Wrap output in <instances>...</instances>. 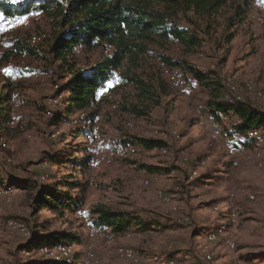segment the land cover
Masks as SVG:
<instances>
[{
	"label": "rangeland",
	"instance_id": "rangeland-1",
	"mask_svg": "<svg viewBox=\"0 0 264 264\" xmlns=\"http://www.w3.org/2000/svg\"><path fill=\"white\" fill-rule=\"evenodd\" d=\"M8 1L19 4L27 0ZM253 5L244 22L236 24L229 44L223 42L224 33L219 32L214 43L204 42L195 53L183 58L208 73L213 83L218 81L225 97H230L226 83L231 81L239 98L249 101L248 93L264 106V44L260 27L252 21ZM20 17L19 29H7L0 35V56L13 48L16 38L25 42L29 35L48 32V20L40 11ZM39 52L43 53L41 49ZM97 56V50L80 52L79 65L87 66ZM51 58L49 54L45 59H35L25 50L7 58L15 68L26 66L40 76L7 81L21 82L12 92L20 119L15 127L7 124V118L0 129V188L16 187L18 191L10 195V202L0 196V264H18L35 255L49 264L60 263L40 256L37 249L18 251L29 235L7 225L6 220L32 217L33 197L40 189L72 173L79 184L70 192L79 198L80 208L74 214L40 209L33 217L48 232H69L77 237L70 244L73 264H159L148 255L173 258V264H264V152L244 143L235 156L226 154L223 130L214 136L205 126L210 97L206 87L188 72L175 68L196 87L177 90L167 86L162 105L147 118L136 119L101 106L99 118H94L95 134L89 139L77 135L79 129L71 127L85 126L84 119L77 124L68 119L56 126L47 117L61 104L54 83H64L59 62ZM246 83L253 88L246 89ZM109 85L98 93L99 97L108 94ZM112 98L118 99V94L114 92ZM220 115L227 128L230 118ZM127 121L132 125L127 126ZM120 129L137 137L158 139L164 146L113 150ZM93 141L96 148H91ZM130 147L135 149L133 153L119 155ZM96 149L97 158L93 156ZM205 174L210 178L200 177ZM99 204L160 219L164 225L146 231L131 228L123 234L92 227L94 235L90 236L86 210ZM204 229L208 243L197 244ZM210 232H215L213 237ZM120 247L130 249L134 257L121 256ZM193 258L198 260L191 261Z\"/></svg>",
	"mask_w": 264,
	"mask_h": 264
},
{
	"label": "trees",
	"instance_id": "trees-1",
	"mask_svg": "<svg viewBox=\"0 0 264 264\" xmlns=\"http://www.w3.org/2000/svg\"><path fill=\"white\" fill-rule=\"evenodd\" d=\"M253 1L27 0L13 4L0 0V12L4 16H22L30 11H40L49 25L48 32L39 43L32 44L30 35L25 42L20 37L16 38L13 48L1 54L0 65L10 55L18 56L24 50L35 59H45L50 54L64 72V83H54L56 96L62 98L61 104L47 117L58 126L73 116L81 117L83 114L86 125L71 127L79 129L77 135L85 138L90 139L95 134L94 118L104 105L108 110L136 119L149 117L155 108L162 105L166 88L170 87L163 73L166 67L188 72L199 85L209 90L210 97L206 102L209 113L228 117L229 113L236 115L238 122L229 121L230 131L245 133L250 128L264 131V111L247 100L225 97L218 81L213 83L208 73L192 67L183 58L195 53L204 42L214 43L219 32L224 33L223 42L229 44L235 36L236 26L249 16ZM40 49L43 53L39 52ZM94 50L98 51L95 61L81 67L78 60L80 52ZM173 52L178 54L177 57ZM114 77H118V84L110 85L108 94L99 97L98 93L107 88ZM0 80L1 129L9 116L12 92L21 82L9 83L1 74ZM114 92L118 94V99L112 98ZM112 105H115L114 109ZM119 132L116 146L112 145L113 150L135 145L148 149L164 146L163 141L158 139L137 137L121 129ZM85 153L92 159L90 153L87 154L86 150ZM140 167L151 169L146 165ZM204 176L210 178L209 174L200 177ZM73 178L75 173L42 187L33 197L31 214L34 216L40 209H60V213L67 210L74 214L80 208V202L70 192L79 184ZM86 213L91 227L106 228L114 234H123L131 228L146 231L164 225L160 219L142 217L135 212L117 210L103 204L87 209ZM33 216L17 219L29 229V236L25 243L18 246V251L36 249L42 244H71L72 240L77 239L69 232L46 231V226L37 223ZM18 264L49 263L35 255Z\"/></svg>",
	"mask_w": 264,
	"mask_h": 264
},
{
	"label": "bare ground",
	"instance_id": "bare-ground-1",
	"mask_svg": "<svg viewBox=\"0 0 264 264\" xmlns=\"http://www.w3.org/2000/svg\"><path fill=\"white\" fill-rule=\"evenodd\" d=\"M260 2H262V5L260 4ZM254 12L253 14H251L252 17V21H254L261 29L262 32V43L264 44V0H254ZM0 14H2L0 12ZM7 17V16H6ZM8 19H16L19 20L20 22L15 24V25H8L6 22L3 25L6 29L9 30H16L19 29L22 25V18L18 16L16 17H7ZM3 33L0 32V35ZM45 37L44 33H34L32 35H30L29 41L32 44H36L39 43L43 38ZM108 49H110L111 47L108 45L107 47ZM5 68H12L14 69V63L10 60L7 59L3 62V67H2V74H3V78L5 79V81H10L9 79H12L13 81L15 80H20V79H30L32 77L35 76H40L38 74V72L31 70H28V68L25 66L23 68H20V71L16 72L14 71L11 75H5L3 72V69ZM163 73L164 76L166 78V80L168 81L169 85L173 88V89H177V90H183L186 88H192V87H196V83L190 79L187 78V80H185L183 78V76H181V74L174 68V67H166L163 69ZM118 78V77H117ZM116 77L112 78L110 85L111 86H115L118 84V80ZM11 80V81H12ZM10 81V82H11ZM227 86V90H228V94L230 95V97L236 98V99H240L237 95V89L236 86L233 85V83L231 81H228L226 83ZM247 88L251 89L252 86L248 83H246ZM228 97V96H227ZM14 96L12 95V99H11V106L9 108V116H8V120H7V124L9 126H17L18 122H19V115H18V111L16 112V107L18 106L17 101H14ZM19 107V106H18ZM113 109L115 107V105H112ZM18 109V108H17ZM224 115V114H222ZM227 117V115H224ZM99 118V115H96V119ZM70 119V118H69ZM82 119H84V115L82 114L81 117H72V119H70V123L71 124H77L79 121H81ZM66 121V120H65ZM69 121V120H68ZM127 126H131L132 124L127 121L126 122ZM225 123H224V118L221 117L220 114L218 115H214L212 113L208 112V115L206 117L205 120V126L208 129V131L214 135V136H219L220 134H222V130L225 133L224 136V142L226 145V154L230 157H233L237 154V149H241L244 148V143H248L250 145H252V147L254 146L255 148L261 149L264 152V133L259 131V128H250L248 129L245 133H239V132H234V131H226L225 132ZM212 127H214L216 129V131L214 129H212ZM162 134V136H166V134L160 133ZM227 139V141H226ZM244 144V145H243ZM91 148H95V146H93V144L91 145ZM135 151V149L133 147L128 148L127 150H121L119 151V155H124L127 153H133ZM164 151V150H163ZM99 155V152L96 150L93 153V156L95 158H97ZM233 164H235V161H233ZM195 174V172H193ZM16 188V187H15ZM14 187H4V188H0V196L2 198H4V200L6 202H10V195H12L13 192L18 191V189L16 188L15 190ZM7 225L18 229L23 235L27 236L29 235L28 229L27 227L23 224V222H21L20 220H13V219H7L6 220ZM215 234V232H210V237H213ZM89 235L93 236L94 235V229L91 227L89 229ZM233 245V244H231ZM40 254V256L46 258L47 260L50 261H57L60 262L61 264H73L71 259L69 258V253L71 251V247L69 243H58V244H53V245H48V244H42L39 247L36 248ZM26 251H33L32 249H28ZM118 253L125 257V258H133L134 254L133 252L125 247H120L118 249ZM207 257H209L208 255H205ZM147 257H151L153 261L158 262L159 264H173L176 260H174L173 258H165L159 255H148ZM61 259V260H59ZM87 264V263H86ZM180 264H184L183 261L180 262ZM194 264H203V262H195Z\"/></svg>",
	"mask_w": 264,
	"mask_h": 264
},
{
	"label": "crops",
	"instance_id": "crops-1",
	"mask_svg": "<svg viewBox=\"0 0 264 264\" xmlns=\"http://www.w3.org/2000/svg\"><path fill=\"white\" fill-rule=\"evenodd\" d=\"M16 66H18V65H16ZM21 66V65H20ZM19 67H17V68H15L14 67V69H16V72H18V71H20V68L18 69ZM197 68L198 69H200L198 66H197ZM201 70V69H200ZM35 71V70H34ZM246 85V84H245ZM252 88H253V86H252ZM251 88V89H252ZM246 89H249V88H247V86H246ZM251 89H249V90H251ZM245 92V91H244ZM246 95L247 96H249L248 98H249V101L252 103V105H254V106H256V107H260L261 108V106L262 107H264L263 106V104L259 101V102H256V101H254V98H252L251 99V97L252 96H250L251 94H248V93H246ZM205 110H206V108H205ZM262 111H264V109L262 108ZM206 112H208V110H206ZM229 115V117H230V121H238V118H237V116L236 115H233V114H231V113H229L228 114ZM226 128V127H225ZM229 130H231V124H230V122H229V125L227 126V128H226V131H229ZM218 140H220L221 141V143H222V140H221V138L219 137V138H217ZM222 145H223V143H222ZM203 232H202V234L200 235V236H198V240H197V244H200V243H204V242H207L208 243V241H207V239H206V232H205V229L204 230H202ZM196 260H198L197 258H193V259H191V261H196Z\"/></svg>",
	"mask_w": 264,
	"mask_h": 264
},
{
	"label": "snow or ice",
	"instance_id": "snow-or-ice-1",
	"mask_svg": "<svg viewBox=\"0 0 264 264\" xmlns=\"http://www.w3.org/2000/svg\"><path fill=\"white\" fill-rule=\"evenodd\" d=\"M14 2H18V0H14ZM5 22L8 25H15V24L19 23L20 21L19 20H16V19H11L10 20L6 16H4L3 14H0V32L7 30L3 26L5 24ZM14 71H16V69H12V68H5V69H3V72H4L5 75H11Z\"/></svg>",
	"mask_w": 264,
	"mask_h": 264
},
{
	"label": "built area",
	"instance_id": "built-area-1",
	"mask_svg": "<svg viewBox=\"0 0 264 264\" xmlns=\"http://www.w3.org/2000/svg\"><path fill=\"white\" fill-rule=\"evenodd\" d=\"M260 4L262 5V2H260ZM19 17H20V16H19ZM19 17H18V18H19ZM16 20H17V18H16ZM212 129H214V130L216 131V129H215L214 127H212ZM226 141H227V139H226ZM93 146H95V145H94V141H93ZM95 148H96V147H95ZM96 150H97V149H96Z\"/></svg>",
	"mask_w": 264,
	"mask_h": 264
}]
</instances>
